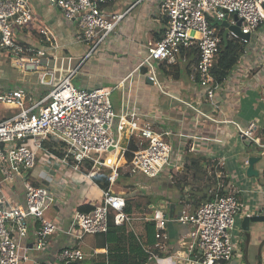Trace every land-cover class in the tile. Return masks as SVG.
I'll return each instance as SVG.
<instances>
[{
	"label": "built area",
	"instance_id": "1",
	"mask_svg": "<svg viewBox=\"0 0 264 264\" xmlns=\"http://www.w3.org/2000/svg\"><path fill=\"white\" fill-rule=\"evenodd\" d=\"M48 2L62 11L66 21H78L76 41L93 42L94 49L124 18V14L106 15L101 10L103 0ZM159 12L166 19L165 32L159 41L147 48V54L137 69L146 67L151 80L159 85L156 64L177 63L180 57L186 56V49L194 46L198 51L196 76L205 95L214 100L221 90L212 69L223 42L222 32L227 31V38L242 40L247 46L264 23V0H160ZM33 20L29 0H0V50L7 53L13 65H22L26 72L34 70L40 84L52 86L47 96L40 99H34L23 86L0 93V103L18 109L14 116L0 122V161L5 162L0 180V264L29 262L33 252H45L50 238L63 230L47 213L56 203V193L27 180L25 202L19 205L13 203L3 189L5 183L23 174L25 177L35 168L39 153L45 156L42 159H45L46 167L49 162H55L83 172L82 164L89 163L92 165L88 172L90 178L99 174L102 168H109L114 182L121 167L117 158L130 151L127 144L138 133L141 144L131 152V174L139 173L155 179L165 172L173 174L174 169L183 165L180 157L174 156L172 145L153 129L150 122L139 124V114L134 111L116 112L111 88L75 86L72 78L76 70L53 84L59 70L45 60L46 50L42 46L22 45L15 39L16 29L28 27ZM239 21L240 33L231 29ZM216 22H227L229 27L214 25ZM39 33L42 43L55 42L48 28H41ZM47 73L52 74L50 84L44 83ZM251 75L252 68L245 71L244 78ZM196 111L209 117L200 110ZM231 123L237 126L240 140L251 141L264 154V144L256 137V121L247 126L235 121ZM46 141L64 144L63 155L46 149ZM225 161L222 158L217 163L221 169L217 173L219 191L224 194L218 191L194 211L184 210L175 217L152 207L151 215L145 220L155 224V243L145 247L148 259L144 264H222L233 259L237 219L246 204L238 196L241 189L227 183L231 176L224 170ZM245 165L248 166V161ZM127 203L126 194H115L109 189L103 191L101 202L91 211L76 210L69 228L64 230L72 241L56 253L52 264L82 263L86 259L80 247L84 237L106 234L110 217L117 226L131 224L135 218L126 212ZM172 222L191 227L180 241L179 248L170 242L169 225ZM30 232L34 241L31 247L27 243Z\"/></svg>",
	"mask_w": 264,
	"mask_h": 264
},
{
	"label": "crops",
	"instance_id": "2",
	"mask_svg": "<svg viewBox=\"0 0 264 264\" xmlns=\"http://www.w3.org/2000/svg\"><path fill=\"white\" fill-rule=\"evenodd\" d=\"M29 1L34 20L26 28H17L15 39L22 45L42 46L46 50L45 60L59 70L53 84L76 70L72 82L77 75L82 78L80 84L75 85L77 87L104 86L111 88L112 94L120 89V107L116 108L113 104L116 112L134 111L139 114V124L150 122L153 129L172 145L174 156H179L183 164L174 169L173 174L165 172L155 179L139 173L131 174V152L141 144L136 133L127 144L130 151L117 158L121 165L119 176L114 182L111 179L109 188L112 193L127 195L132 205L130 215L135 220L124 226H117L111 220V232L85 236L80 247L86 259L80 264H101V259H107L110 253L113 255L117 250L130 256V249L136 250L139 245L145 252V247L150 246L145 228L146 222L150 221L145 217L151 215L152 207L164 210L171 217L180 215L184 210L194 211L209 200L211 194L218 193L220 178L217 173L221 169L217 163L222 158L226 160L224 170L232 177L227 183L241 189L238 196L246 204L237 219L234 257L222 264H264V222L251 221L245 225L246 218L264 215V154L251 141L240 140L237 126L231 123L235 121L247 126L249 122L256 121V137L264 144V23L257 36L251 38L226 80L220 84L217 96L211 100L196 76L198 58L194 61L191 56L195 51L198 55L194 46L187 48L186 56L180 57L177 63L156 64L159 85L151 80L148 69L146 72L143 68L137 69L147 54V48L159 41L165 32L166 19L159 12L160 0H103L101 10L106 15L124 14V18L96 49L93 42L76 41L78 21H66L62 11L51 6L48 0ZM43 27L53 33L54 43L41 42L39 30ZM0 53L3 54L2 51ZM250 68L252 75L244 78L245 71ZM3 79L0 80V93L5 92L3 89L10 82L5 78L3 83ZM37 79L39 82V77ZM16 86L25 87L34 99L42 97L41 91L52 88L51 85L38 87L34 83L33 92L27 79H19L8 90ZM5 108L7 111L16 109L6 105ZM196 109L209 117L200 115ZM13 115L5 112L0 116V122ZM252 156L260 158L254 166L258 176L247 174L248 166L245 164ZM42 158L45 156L39 153L35 168L28 171L25 177L24 174L17 176L14 181L3 185L11 201L19 205L25 202L27 180L57 194L56 203L47 213L63 230L50 238L45 252H33L31 260L24 264H52L56 253L72 241L65 231L74 212L80 207H90L91 210L103 196V190L88 173L55 162H49L46 167ZM191 160L198 161V170L191 168ZM4 163L0 161V180ZM102 169L111 172L109 168ZM189 230L191 227L170 223L171 244L179 248L180 241ZM33 242V233L30 232L27 243L31 247Z\"/></svg>",
	"mask_w": 264,
	"mask_h": 264
},
{
	"label": "trees",
	"instance_id": "3",
	"mask_svg": "<svg viewBox=\"0 0 264 264\" xmlns=\"http://www.w3.org/2000/svg\"><path fill=\"white\" fill-rule=\"evenodd\" d=\"M223 35V32H222ZM246 48V43H244L242 40H234L227 38L226 40L223 39L222 45L220 47V51L217 55V59L215 62V65L212 69V73L214 75L215 82L217 84L223 83L226 78L228 77L230 71L234 68V66L238 63L241 54L243 53L244 49ZM196 51L194 52V54ZM191 54V53H189ZM192 54V60L196 61L198 58L197 53L194 55ZM144 72H146L147 68H143ZM37 83V82H36ZM35 86H41L40 83L36 84ZM45 86V85H42ZM34 86H32L33 88ZM37 90V89H36ZM49 92H46L48 94ZM43 98V97H42ZM44 147L48 149L50 152H53L55 154H58L60 156L63 155L65 152V145L61 143H53V142H45ZM191 168L194 167L196 170L198 168V161L196 160H191ZM92 165L89 163H83L82 164V170L85 173H88L91 169ZM93 181L103 190L107 191L110 188V181H111V172L110 171H104L103 169L99 174L93 177ZM224 194V192H221ZM215 194H211L209 196V200L214 197ZM91 209H93L91 207ZM195 210V209H194ZM79 211L82 212H89L90 207L84 208L80 207ZM132 211V205L131 202L128 201L127 207H126V212L131 213ZM111 220L112 217H110V222H109V232H111ZM113 221V220H112ZM146 236H147V242L149 245L155 243V224L153 222H146ZM108 232V233H109ZM129 253L131 254L130 256H127L124 251L117 250L115 254L108 256V258L101 259V264H107L108 263H113L116 262V264H144L145 261L148 259V255L144 252L143 247L141 245L137 246L136 250L130 249Z\"/></svg>",
	"mask_w": 264,
	"mask_h": 264
},
{
	"label": "rangeland",
	"instance_id": "4",
	"mask_svg": "<svg viewBox=\"0 0 264 264\" xmlns=\"http://www.w3.org/2000/svg\"><path fill=\"white\" fill-rule=\"evenodd\" d=\"M2 51V50H0ZM100 51V49L98 50V52ZM2 53H0V80L1 78H8V80H10V82H8L5 86V88L3 89V91H8V87H11L12 85H14V82L16 80H26L30 83V89H32V86H34V83H36L38 81V75L37 74H32L30 72H35L34 70H30V71H25L22 67V65H13L12 64V60L9 59L8 55L4 53V51H2ZM96 57V56H95ZM94 57V58H95ZM97 58V57H96ZM156 71H157V66H156ZM31 74V75H30ZM22 78V79H21ZM30 78V79H29ZM3 79V83L5 82ZM81 76H76L74 78L73 84L74 85H78L81 82ZM2 84V82H0ZM37 84H39L37 82ZM113 86V84H111ZM33 92H35L33 90ZM46 92H49L48 90H43L41 91V96L42 97H46L47 94ZM121 96H122V91L120 89H117L114 91V93L112 94L111 98L113 101V104L116 108L120 107V100H121ZM41 97V98H42ZM18 110L16 109H12L11 111H7V108H5V105H3L2 103H0V116L4 115V113L8 112L9 114H16ZM13 115V116H14ZM30 146H32V144H30ZM80 177H83V175H80ZM140 196V194H138ZM142 195V194H141ZM144 195V194H143ZM57 211V210H56Z\"/></svg>",
	"mask_w": 264,
	"mask_h": 264
},
{
	"label": "water",
	"instance_id": "5",
	"mask_svg": "<svg viewBox=\"0 0 264 264\" xmlns=\"http://www.w3.org/2000/svg\"><path fill=\"white\" fill-rule=\"evenodd\" d=\"M237 18V17H236ZM216 24H222L226 27H229L228 23L227 22H223V23H220V22H216L214 25ZM241 25V22L239 21L237 26L235 27H231V29L235 30L236 32L240 33V29H239V26ZM227 31L224 32L223 34V39L226 40L227 39ZM247 38V37H245ZM52 81V74L51 73H47L45 74L44 76V83L45 84H50ZM260 160L259 157H256V156H252L248 159V169H247V174L248 176H258V171L255 170V164L256 162H258ZM259 222V221H262L264 222V215H258V216H253V217H248L245 219V225L246 223H249V222Z\"/></svg>",
	"mask_w": 264,
	"mask_h": 264
},
{
	"label": "clouds",
	"instance_id": "6",
	"mask_svg": "<svg viewBox=\"0 0 264 264\" xmlns=\"http://www.w3.org/2000/svg\"><path fill=\"white\" fill-rule=\"evenodd\" d=\"M37 74V73H36Z\"/></svg>",
	"mask_w": 264,
	"mask_h": 264
}]
</instances>
